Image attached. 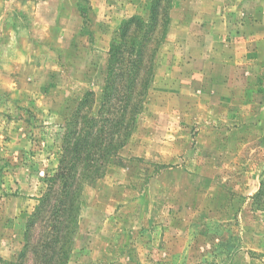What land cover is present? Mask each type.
<instances>
[{
  "label": "rangeland",
  "instance_id": "rangeland-1",
  "mask_svg": "<svg viewBox=\"0 0 264 264\" xmlns=\"http://www.w3.org/2000/svg\"><path fill=\"white\" fill-rule=\"evenodd\" d=\"M169 6L144 107L83 191L67 264H264V0ZM149 8L0 0V264L24 245L75 103L101 102L122 23Z\"/></svg>",
  "mask_w": 264,
  "mask_h": 264
},
{
  "label": "trees",
  "instance_id": "trees-1",
  "mask_svg": "<svg viewBox=\"0 0 264 264\" xmlns=\"http://www.w3.org/2000/svg\"><path fill=\"white\" fill-rule=\"evenodd\" d=\"M169 2L150 0L146 18L134 15L122 23L110 47L102 100L95 103V93L88 91L75 103L59 166L46 178L24 245L11 264H67L79 230L83 191L104 175L126 145L144 107L154 80V57L169 24Z\"/></svg>",
  "mask_w": 264,
  "mask_h": 264
}]
</instances>
